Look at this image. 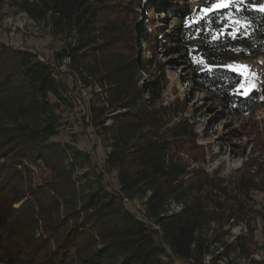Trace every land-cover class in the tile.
I'll return each mask as SVG.
<instances>
[{
    "label": "trees",
    "instance_id": "1",
    "mask_svg": "<svg viewBox=\"0 0 264 264\" xmlns=\"http://www.w3.org/2000/svg\"><path fill=\"white\" fill-rule=\"evenodd\" d=\"M123 1L0 0V17L8 6L58 41L37 52L0 40V264H264V253L253 258L264 204L252 197L264 191V170L244 164L224 179L199 167L204 154L187 125L168 126L178 113L162 105L164 65L150 36L141 42L142 25L136 32L139 0ZM262 3L236 0L202 18L176 12L179 50L196 63L190 85L235 116L257 98L237 94L239 76L223 66L264 58ZM230 20L237 33L212 38ZM82 92L91 98L81 120L109 149L91 173L89 152L55 140ZM113 172L117 190L104 181ZM135 199L141 218L126 207Z\"/></svg>",
    "mask_w": 264,
    "mask_h": 264
},
{
    "label": "rangeland",
    "instance_id": "2",
    "mask_svg": "<svg viewBox=\"0 0 264 264\" xmlns=\"http://www.w3.org/2000/svg\"><path fill=\"white\" fill-rule=\"evenodd\" d=\"M234 1L236 0H157L158 4L152 9L149 8L150 10L146 7L148 2L144 0H139V6L134 5L136 32H139L138 28L142 25V30L139 32L141 42L143 36L146 38L150 36L157 58L164 65L165 88L162 105H170L171 110L178 113L177 118L168 126H174L179 122L186 124L191 131V138L195 140L194 145L204 154V162L199 167L208 174L217 172L224 179L238 174L244 164H258L264 170V58L240 60L223 66L239 76L240 83L235 89L237 94L245 97L255 93L257 98L256 106L248 114L235 116L229 113L207 93H196L197 91L190 85L191 68L196 63L189 59V55L184 57L179 50L176 37L179 23L176 12L186 10L192 14V17L202 18L228 8ZM123 2L125 6L128 0ZM257 8L264 12V3ZM148 14L151 19L149 24L146 22ZM151 22L154 26L150 25ZM239 28L238 23L230 20L227 27L215 33L212 38L234 35ZM0 40L16 46H28L37 52L45 50L48 52L58 46V41L42 31L25 14L17 13L8 6L4 7L0 17ZM140 45L139 42L133 41L134 49ZM146 53L149 57L150 52ZM81 96L84 103L62 113L63 125L55 140L62 144H72L82 152H89L91 163L86 170L91 173L93 167L96 170L103 168L109 149L107 135L85 126L82 122L81 118L85 114L86 104L91 96L88 94ZM110 119L111 117L106 120L107 124H110ZM181 156L189 161L188 155ZM189 163L191 164L190 161ZM193 166L195 164H192ZM254 170V167L250 168V172ZM80 175V172L75 174L79 180ZM260 179L261 176L258 177V180ZM104 181L111 189H118L114 172L106 174ZM252 197L255 208L260 209L264 204V191L253 193ZM143 201L142 199L129 201L126 207L141 218ZM175 209L176 207H170L169 213ZM255 225L254 240L257 250L253 258L258 259L264 253V223L257 219ZM243 231V225L235 226L230 229V235L233 237ZM210 251L216 253L218 248L212 246ZM208 259L209 256H205V260Z\"/></svg>",
    "mask_w": 264,
    "mask_h": 264
},
{
    "label": "built area",
    "instance_id": "3",
    "mask_svg": "<svg viewBox=\"0 0 264 264\" xmlns=\"http://www.w3.org/2000/svg\"><path fill=\"white\" fill-rule=\"evenodd\" d=\"M61 70H62V71H64V69H63V68H61ZM82 94H83V95H85V92H82Z\"/></svg>",
    "mask_w": 264,
    "mask_h": 264
}]
</instances>
